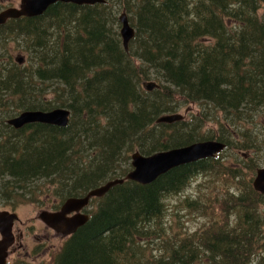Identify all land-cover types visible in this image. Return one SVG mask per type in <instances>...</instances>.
Instances as JSON below:
<instances>
[{
  "label": "trees",
  "instance_id": "obj_1",
  "mask_svg": "<svg viewBox=\"0 0 264 264\" xmlns=\"http://www.w3.org/2000/svg\"><path fill=\"white\" fill-rule=\"evenodd\" d=\"M116 4L136 29L128 50L111 27ZM11 23L31 45L26 63L0 66V113L9 114L0 115V179L8 187L0 203L41 178L55 182L64 201L84 195L115 177L109 171L134 149L150 155L209 139L234 147L228 125L252 119L264 105V0L57 2L0 31ZM154 80L159 88L147 91L143 83ZM190 103L205 112L157 122ZM58 107L71 110L66 127L7 122L25 110ZM211 109L224 115L219 133H204L207 122L217 124ZM219 157L173 168L150 184L115 185L94 199L90 219L54 264H264V217L242 205L235 223L220 220L218 208L236 207V193L188 194L183 206L209 222L194 231L168 224L167 199L199 173L219 172ZM153 243L157 255L146 247Z\"/></svg>",
  "mask_w": 264,
  "mask_h": 264
},
{
  "label": "rangeland",
  "instance_id": "obj_2",
  "mask_svg": "<svg viewBox=\"0 0 264 264\" xmlns=\"http://www.w3.org/2000/svg\"><path fill=\"white\" fill-rule=\"evenodd\" d=\"M20 3L21 0H0V10L11 6L19 7ZM119 6L120 4L114 6L115 11H120L119 14L117 13V18L123 10L129 15L124 5L120 8ZM111 27L112 29H118L120 38L123 41L120 34L121 23L119 20L117 19ZM16 28L17 24L11 23L5 30L0 31V60H3L2 63L0 62V66L4 64V62H8L7 65L13 66V63L16 62L15 60L19 57H23V62H27L31 42L13 33L16 31ZM44 37H50L49 33H46ZM51 87L54 88L55 86L52 85ZM187 108L190 110H186ZM178 112L184 114L185 119L189 120L193 114L199 115L200 112L205 111L202 106L190 103L181 106L179 110L172 113ZM217 114L219 116L217 118V124L215 122H213V124L207 122L208 127L205 129L204 133H208V131H212L213 133L221 132V129H218L217 126L218 122L223 120L224 115L219 114L218 109L217 111L211 109V111L207 113V116L211 117L212 120ZM251 114L252 119L250 120L243 119L237 124L228 125L232 131V136H235V145L234 147L226 148L220 154V171L199 173L189 180L185 190L179 192L181 194H176L172 198L167 199L166 204L169 207V211L166 213L168 214L167 220L169 225H179L183 223L190 231H194L209 222V216L192 212L183 206V200L186 195H193V193H236L239 199L236 207L222 205L218 208V211L222 212L220 216L221 221L228 218L231 223H235V220L238 218V213L242 211L240 209L242 205L256 209L258 213L264 217V197L259 196L255 200L252 199V193H254L252 182L256 170L258 167L264 165V105L252 111ZM0 115L7 116L9 114L1 112ZM226 123L228 122L226 121ZM1 131H3V129ZM245 132L249 134L246 135ZM5 133L6 132L3 131L2 134L6 135ZM3 144L6 145L7 143ZM34 145L35 144H33V146ZM135 151H137V149H134L129 156L125 154L123 160H118L114 172L110 170L108 175L110 177L116 175L113 178H118L130 171L132 169L131 155ZM27 184L31 185V187L27 189L14 188L17 192H8L13 194V200L8 199L5 203L1 202L0 211H2V209L13 208L16 210L15 212L19 215L22 222H25L22 226L28 223L29 236L27 240L29 242L27 247L29 252L27 256L29 257H24V260H20V264H23L22 261H24L25 264H54L57 253L68 237H61V235H57L56 232L50 228V230H48L46 224L40 220L38 216L43 210L59 211L60 209L58 208L63 204L64 199L61 198V195H59L60 193L56 192V183L52 182L50 178H41L40 180L38 179L33 183L29 182ZM11 185L13 186V183H11ZM58 186L62 191L61 184L58 183ZM7 189L8 187H6L0 179V193H7ZM29 199H33L34 201L30 202ZM96 206L97 204L93 201L91 206H89V212ZM146 247L150 250V254L153 253L157 255L158 252L155 248L156 244L153 243ZM19 257H23V255ZM152 260H154L153 257Z\"/></svg>",
  "mask_w": 264,
  "mask_h": 264
},
{
  "label": "water",
  "instance_id": "obj_3",
  "mask_svg": "<svg viewBox=\"0 0 264 264\" xmlns=\"http://www.w3.org/2000/svg\"><path fill=\"white\" fill-rule=\"evenodd\" d=\"M57 2L94 5L104 4L107 0H21L19 7H8L0 11V25L6 24L11 19L41 16L51 5ZM118 19L121 23L120 34L123 38V45L128 50L131 40L135 37L136 30L131 25L125 10L119 15ZM17 60L19 63H23L24 58L19 57ZM143 86L147 91H152L155 88H159L160 85L155 81H149L144 82ZM70 116L71 110L64 107L47 111L25 110L11 117L7 122L16 129H21L32 123L66 127L69 124ZM183 117L182 113L165 114L159 117L157 122L174 123L181 121ZM225 148L226 144L223 141L209 139L197 141L186 146L158 151L151 155H144L140 151H135L131 155L133 169L125 177L109 180L105 184L90 190L84 197H70L64 202L59 211L43 210L38 217L56 232L69 236L89 220L87 214L79 211L88 205L91 198L104 196L113 186L122 184L126 180L143 185L150 184L173 168L214 157L223 152ZM253 183L256 190L264 194V167L257 170ZM73 212L77 213L69 216ZM17 219L18 215L14 212L7 210L0 211V233L2 235V239L0 240V264H6L8 248L15 241L12 227Z\"/></svg>",
  "mask_w": 264,
  "mask_h": 264
},
{
  "label": "flooded vegetation",
  "instance_id": "obj_4",
  "mask_svg": "<svg viewBox=\"0 0 264 264\" xmlns=\"http://www.w3.org/2000/svg\"><path fill=\"white\" fill-rule=\"evenodd\" d=\"M261 167H264V165L261 166ZM261 167H258V169L261 168ZM257 170H256V173H257ZM255 176H256V174H255ZM253 182H254V179H253ZM252 187H253L254 193H262V192L256 190V188L254 187V183L252 184ZM89 208L90 207L83 209L82 212H85V213H88L89 214ZM2 210H7V211H11V212L12 211H16L13 208L12 209H2ZM53 211H55V210H53ZM74 214H75V212L69 214V216H73ZM22 224H25V222H22V220L20 219V217L13 224L12 231H13V234H14L15 241H14V244L8 249V256L6 258V264H15L16 262H19L20 260H24V257L25 258H28L29 257V256H27V254L29 252L28 251V247H27L28 242H29L27 240V237L29 236L28 223H26V225H23V226H22ZM50 229L48 227V230H50ZM56 234L57 235H61V237H66L65 235H62L61 233H58V232H56ZM1 238H2V235L0 233V239ZM20 255H23V257H19ZM22 262H24V261H22Z\"/></svg>",
  "mask_w": 264,
  "mask_h": 264
},
{
  "label": "bare ground",
  "instance_id": "obj_5",
  "mask_svg": "<svg viewBox=\"0 0 264 264\" xmlns=\"http://www.w3.org/2000/svg\"><path fill=\"white\" fill-rule=\"evenodd\" d=\"M65 108V107H64Z\"/></svg>",
  "mask_w": 264,
  "mask_h": 264
}]
</instances>
